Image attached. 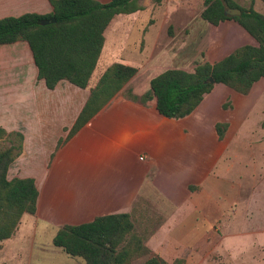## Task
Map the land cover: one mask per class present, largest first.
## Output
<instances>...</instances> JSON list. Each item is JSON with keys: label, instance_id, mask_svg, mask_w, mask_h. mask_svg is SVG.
Listing matches in <instances>:
<instances>
[{"label": "crops", "instance_id": "obj_1", "mask_svg": "<svg viewBox=\"0 0 264 264\" xmlns=\"http://www.w3.org/2000/svg\"><path fill=\"white\" fill-rule=\"evenodd\" d=\"M237 1L255 9L261 2ZM143 5L142 11L116 16L106 29L86 89L61 80L51 90L39 79L27 43L0 46V127L24 136L23 151L8 178L35 180L37 210L28 216L35 218V231L52 232L51 239L66 225L129 214L149 249L139 259L142 264L155 256L168 264L177 259L204 264L241 239L264 245V228L246 230V217H237L241 202L249 198L250 184L261 183L264 173L255 167L248 180L236 163L257 158L249 120L264 100V78L247 95L216 84L183 119L161 115L155 99L144 104L129 95L142 97L146 81L150 87L166 70L193 72L199 64H215L243 46H258L257 41L234 20L218 26L205 21L209 39L200 44L203 29L197 23L204 0H145ZM148 10L149 16H143ZM52 12L50 0H0V19ZM134 30L140 37L132 42ZM29 54L30 71L25 62L12 64ZM114 63L135 67L138 73L73 133L91 89ZM13 67L16 77L11 79ZM219 123L229 126L224 139L217 132ZM242 150L248 154L242 155ZM259 156V161L264 159Z\"/></svg>", "mask_w": 264, "mask_h": 264}, {"label": "trees", "instance_id": "obj_2", "mask_svg": "<svg viewBox=\"0 0 264 264\" xmlns=\"http://www.w3.org/2000/svg\"><path fill=\"white\" fill-rule=\"evenodd\" d=\"M144 1L111 0L102 4L96 0H50L52 13H25L0 19V46L27 43L38 68V77L45 80L49 89H55L61 80L86 89L97 68L106 29L116 16L144 10ZM251 1L264 3V0ZM229 8L240 9L242 14L226 16ZM52 18L56 22L40 24ZM201 18L213 26L234 20L258 46H243L215 64H199L193 72L166 70L151 80L150 90L142 97L129 93L144 104L155 99L159 113L170 119L191 115L216 84L247 95L254 84L264 78V14L252 6H240L237 0H204ZM137 73V68L121 63L108 67L91 89L73 133L117 96ZM228 127L227 123L217 125L220 139H224ZM23 143L21 133H8L0 127V245L18 232L25 215L33 216L37 210L39 191L35 180L8 178L11 165L23 151ZM145 240V236L135 232L129 214H117L97 218L88 224L63 226L54 237L53 245L67 255L82 258L85 264H136L149 253ZM143 264L168 263L155 256ZM172 264L185 263L177 259Z\"/></svg>", "mask_w": 264, "mask_h": 264}, {"label": "rangeland", "instance_id": "obj_3", "mask_svg": "<svg viewBox=\"0 0 264 264\" xmlns=\"http://www.w3.org/2000/svg\"><path fill=\"white\" fill-rule=\"evenodd\" d=\"M255 10L264 14V4L259 2ZM149 13V10L144 11L142 15L148 17ZM197 25H200L203 29L201 38L204 42L200 41L199 43L205 45L209 39L207 29L210 26L202 19L198 20ZM139 37L140 31L134 30L131 41H137ZM14 54H12L13 57ZM198 60H201V57ZM18 62L27 63L29 71L31 65H33L30 54L21 56L18 61L13 60L12 64L15 65ZM11 70L12 72H8V75H10L11 79H14L16 77L14 67ZM145 84L146 89L145 87H142V89H145L144 92H148L150 88L149 83L146 81ZM263 109L264 100L257 106V109L252 114V118L249 120L253 129L250 143L257 147L256 149L252 147L254 150L253 154L257 158H245L243 161L236 162L238 164L237 167L242 169L248 180H252L251 173H253L255 167H259L262 173H264V159L259 161V155L264 157ZM244 140L249 142V139ZM241 154L246 155L248 153L242 150ZM249 187L251 188V192L248 194L249 198L245 202H241L239 206L237 213L238 220H243L246 217L244 224L246 230L254 227L256 229L264 228V175L261 183L259 181L256 183L253 180ZM51 236L52 232H49L47 235H41L35 231L34 217L28 215L23 217L16 236L0 245V264H85L82 258L72 257L61 249L56 248L53 245ZM241 240L235 246H228L220 253H213L207 263L204 264H264V245L252 244V241L246 242V240ZM142 262L143 259L138 260L136 264H142Z\"/></svg>", "mask_w": 264, "mask_h": 264}, {"label": "water", "instance_id": "obj_4", "mask_svg": "<svg viewBox=\"0 0 264 264\" xmlns=\"http://www.w3.org/2000/svg\"><path fill=\"white\" fill-rule=\"evenodd\" d=\"M242 14V11L240 9L237 8H229L225 11V15L229 16V17H235V16H240ZM56 22L55 18L52 19H45L41 21V25L45 26V25H49L51 23ZM212 83H215L214 79L211 78L210 80Z\"/></svg>", "mask_w": 264, "mask_h": 264}, {"label": "built area", "instance_id": "obj_5", "mask_svg": "<svg viewBox=\"0 0 264 264\" xmlns=\"http://www.w3.org/2000/svg\"><path fill=\"white\" fill-rule=\"evenodd\" d=\"M143 160V158H141Z\"/></svg>", "mask_w": 264, "mask_h": 264}]
</instances>
